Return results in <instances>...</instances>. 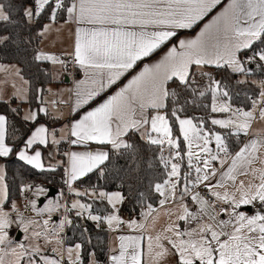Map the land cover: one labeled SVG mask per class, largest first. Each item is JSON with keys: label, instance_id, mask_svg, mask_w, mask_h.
Instances as JSON below:
<instances>
[{"label": "snow or ice", "instance_id": "snow-or-ice-1", "mask_svg": "<svg viewBox=\"0 0 264 264\" xmlns=\"http://www.w3.org/2000/svg\"><path fill=\"white\" fill-rule=\"evenodd\" d=\"M14 8L19 19L13 18ZM44 17L48 23L36 33L40 38L75 26L71 50L59 55L37 50L33 60L64 69L71 64L84 78L74 80L66 100L56 99L51 88H36L31 98L28 90L18 89L29 109L10 112L33 130L23 139L8 113H0V158L15 156L40 172H55L63 161L46 166L42 148L54 149L48 156L55 159L62 142L75 146L78 150L63 152L68 191L106 202L111 210L93 214V205L79 199L70 206L49 200L38 208L27 193L46 195V189L22 183L18 191L25 208L40 219L25 217L11 199L12 185L0 165V264H264V80L252 81L258 92L246 97L245 110L229 103L230 85L214 75L235 76L239 86L249 83V64L264 71V0H8L0 2V46L17 43V26L31 31ZM188 30L191 35H181ZM24 43L31 44V37ZM15 75L29 84L19 69ZM113 86L116 90L105 96ZM209 94L210 104L203 103ZM0 103H10L2 90ZM61 105L74 118L59 129L58 138L39 117L63 120ZM196 109L205 115H188ZM146 151L158 176L137 193L146 208L139 222L121 217L120 206L128 200L123 191L73 187L96 170L103 175L102 166L113 154L135 163ZM150 200L162 208L171 205L159 230V213ZM61 208L75 210L100 231L117 233L105 261L87 247L88 236L65 248L61 233L73 220L64 215L51 223ZM14 224L28 243H14L9 234ZM88 232L81 229L82 236ZM53 244L54 255L46 254Z\"/></svg>", "mask_w": 264, "mask_h": 264}, {"label": "trees", "instance_id": "trees-1", "mask_svg": "<svg viewBox=\"0 0 264 264\" xmlns=\"http://www.w3.org/2000/svg\"><path fill=\"white\" fill-rule=\"evenodd\" d=\"M0 2L7 3L8 0H0ZM12 15L13 18L19 19L18 8L12 10ZM47 21V17H44L39 23L31 26V31H29L28 28L17 26L15 32H19L20 34V39L17 43L10 44L7 47L0 46V64L10 63L19 66L20 74L24 79L29 81L28 92L30 98L34 95L36 88H45L51 83L49 64L47 62H36L33 60V54L38 50L41 39L36 33L40 30V26ZM29 36L32 39V43H24V40ZM248 67L250 68L249 77H264V71L257 68L255 63L249 64ZM214 75L216 79H222L224 83L230 85L233 96L230 102L237 107H245L246 97L252 95L253 92H258L257 87L252 82L237 86L235 84L237 77L235 76L229 79L228 74L223 71L214 73ZM114 87L115 86H113V88ZM112 89H109L108 93ZM203 103L210 104V94ZM32 104H35L34 100ZM10 108H20V103H17L15 100L7 104L0 103V113L7 112L9 119L14 122L20 132L23 133V139H26L32 126L30 124H24L20 116L13 115L10 112ZM188 115L203 116L205 115V111L202 109H196L195 111L190 110ZM39 119L42 120L40 117ZM19 146L21 147L22 144ZM94 146L96 147V145H92L91 147ZM2 161L6 168L8 182L12 185L11 199L13 201L19 199L20 193L18 191V186L22 183H28L33 186L43 185L47 188L52 187L57 191L65 192L64 169L62 167H57L55 172H40L19 161L15 156L10 155L8 158L2 159ZM150 162H155L151 151H146L144 153V158L135 163L128 156L119 157L113 154L110 162H106V166H102L104 167L103 175L100 174V170H96L90 173L89 176L77 181L75 184L80 187L89 189L95 188L96 190L109 192L117 190L123 191L124 194L128 196V200L124 205L120 206V214L128 217H138L144 207L140 204L137 193L138 191H146L149 183L158 176L156 168H150L148 166ZM133 169L135 170L133 171ZM149 202L153 201L150 200ZM89 203L93 205V213L95 214L107 215L111 210L106 202L93 200L89 201ZM157 203L158 202H153V207L156 206ZM67 216L73 220V226L65 227V244L69 246L74 245L84 240L85 236H88L92 244L87 245V247L93 248L101 260H106L108 233L105 230L100 231L96 229L94 224L89 221L81 220L73 211L68 212ZM84 227H87L89 232L82 236L81 229Z\"/></svg>", "mask_w": 264, "mask_h": 264}, {"label": "crops", "instance_id": "crops-1", "mask_svg": "<svg viewBox=\"0 0 264 264\" xmlns=\"http://www.w3.org/2000/svg\"><path fill=\"white\" fill-rule=\"evenodd\" d=\"M225 2H226V0H225ZM216 11H219V7L216 10H214V12L211 13L210 16L206 18V20L210 19L212 15H215ZM46 23H48V21ZM61 23H63V21H61ZM74 27H75L74 25H65L64 26V31L59 36H55L54 35V36L49 37L47 39L41 38L40 42H39L38 50H43V51H46V52H54V53H56L58 55L66 52V51H70L71 50V43H72V36H71L70 29H72ZM196 30L198 31V28ZM190 31L191 30L182 32L181 35L182 36L191 35L192 32H190ZM62 58L70 59L69 57H66V56H62ZM156 58L157 57L154 56L151 59H156ZM145 62H149V61H145ZM47 63L49 64V67H50L51 83L48 84L44 89L51 88L53 92L58 93L56 99H65V100L68 99V93H67L66 90L73 87L75 79H83L84 78L83 77V73L78 72L77 70H75L71 66V64H69L67 69H64L60 65H52L50 62H47ZM142 66H143V64L141 63L134 71H139V68L142 67ZM52 67H55V69L52 70ZM16 69L20 70L19 66L16 65V64H10V63L0 64V90H2L3 98L5 100H8L10 102L15 100L17 103H20V110L23 113V112L28 111L29 105L25 101H22V100H20L18 98L17 90L18 89H20V90H28V84L27 85L23 84V82L19 79V77H17L15 75V70ZM55 73H56V76H54ZM58 73H60V76L57 75ZM130 75L131 74H129V76ZM66 78L68 79L67 82L65 81ZM123 82H126V81H122L121 83H123ZM13 85H15V87H13ZM116 87L117 86H115L109 93L105 94V96L106 95H110L112 92H114L116 90ZM27 94L29 96V92L28 91H27ZM46 98H48L47 94H46ZM98 99H100V98H98ZM91 106H94V104L90 105V106H86V107H91ZM61 108H62V110L65 113V117H64L63 120H61L59 122H54L51 117H45V116H43V114H40V118L42 119V120H40V122L45 123L46 126H49L50 128L56 129L58 138H59V135H60L59 129L61 127H63V125L65 123H67V121L69 119H73L74 118V117L68 116L69 109H68L67 106L61 105ZM31 130H33V129H31ZM100 147H102V146L96 145V147L94 146L92 148L96 149V148H100ZM49 150L55 151L54 149H43L42 148L43 161H44L45 165L46 166L49 165V164L57 165V163L59 161H63V163L59 164V166H57V167H62L64 169L67 166V157L63 156V152L70 151V150H78V149H76L75 146H70V145L62 142V144H61V146L59 148V151L57 152V154L55 156V159H50L49 158V156H48ZM2 159H4V158H0V165L4 166V162L2 161ZM28 166H30V165H28ZM63 173H64V171H63ZM64 179H65V177H64ZM73 186L80 188V190L81 189H88L89 191L92 190V189H89V188L80 187V186H78L76 184H74ZM47 190H48V188H47ZM57 194H58V191H57L56 195ZM63 194H64L65 198L69 199L68 197L70 196V194H69V191H68V188H67L66 184H65V193H63ZM22 197L23 196L20 195L19 199L21 200ZM83 197H86V196H82L81 198L84 199L85 201H87L88 203H89V200L90 201L95 200L91 196H90V198H87V197L83 198ZM48 198H52V197H48ZM189 206L190 207H194L191 204ZM168 207H171V205H166L165 207L162 208L157 203V205L154 206V208H156L157 212L159 213V219H158V222L156 224V229L157 230H159L162 226H164L169 220L168 216H166L164 214ZM143 211H146V208H144L141 211V213ZM141 213H140V215L138 217H128V219H136L139 222L141 220ZM66 215H67V213H66ZM63 216H64V214H63ZM121 216H124V215H121ZM123 218H125V217H123ZM55 220L57 221V218H55ZM84 221H86V220H84ZM105 231L108 233V241H107V254H108L109 247L110 246H112V247L115 246V236L117 235V233H109L107 230H105ZM64 234H65V230L62 233L63 239H64ZM125 234H128V233L125 232ZM20 239H21V235L19 234V239H15V240L19 241ZM71 246L73 247L74 245H71Z\"/></svg>", "mask_w": 264, "mask_h": 264}, {"label": "rangeland", "instance_id": "rangeland-1", "mask_svg": "<svg viewBox=\"0 0 264 264\" xmlns=\"http://www.w3.org/2000/svg\"><path fill=\"white\" fill-rule=\"evenodd\" d=\"M54 69H55V67H52V70H54ZM57 75L60 76V73H58ZM54 76H56V73H55ZM241 78H242V77H241ZM248 81H249V82L252 81L251 77H248ZM229 103H231V102L229 101ZM232 106H233V107H237V106H235V105H233V104H232ZM245 110H246V108H245ZM212 116H215L216 118H225V114H212ZM256 127H261V125L258 124V125H256ZM212 146L214 147V145H212ZM38 186L43 187L44 189H46V195H39V196H36V195H33L31 192L27 193L28 198L36 200V202H37V207H38V208H43V207L48 203L49 200L59 201L60 203H67L69 206H70V204H71L73 201H75V200H77V199H79L81 203H88L87 201H85V200L82 199L81 197H76V196L74 195V193H70V192H69L70 196L68 197L69 199L65 198L64 195L61 196V193H63L62 191H58V194H57L55 197L48 198V197H47V194H48V190H47V188H46L45 186H43V185H38ZM73 187L76 188L78 191H81V192H84L85 190H88V189H81V190H80V188H78V187H75V186H73ZM64 193H65V192H64ZM86 197H87V198H90V196H86ZM86 197H83V198H86ZM24 200H25V198L22 197L21 200L18 199V200L15 201V202L17 203L18 207H20L21 204H22V202H23ZM41 200H43L42 203H40ZM89 201H90V200H89ZM5 210H6V211H11V208L9 207V208H6ZM72 211L75 213V210H72ZM62 213H63V214L65 213L64 208H61V209H59L57 212L53 213V214H52V220H51V223L58 224V223L60 222V220H62V219L64 218V216H63ZM93 214H95V213H93ZM249 214H252L251 211H250ZM121 215H122V214H121ZM24 216H25V217H35V213L32 212V211L29 209V211H28L26 214H24ZM121 217H122V218L125 217V218H123V219L128 220V216H125V215H124V216H121ZM126 217H127V218H126ZM35 218L40 219L39 217H35ZM43 218H45V219L48 218V214L45 213V215H44ZM55 218H57V221L55 220ZM223 218H226V217H223ZM9 234H10V236L13 238L14 243H19V242L28 243V241H25V240H24V235H25V234H24L22 231H20V229H19L15 224H14V225L12 226V228L9 230ZM18 234L21 235V239H20L19 241H16L15 239H16V237H17ZM61 236H62V233H61ZM40 243L43 244V240H41ZM52 246H55V245L53 244V245H48V246H47L48 249H49V251H47L46 254H48V255H54V254H52V253L50 252V248H51ZM64 246H65V248H67V247H72V246H69V245H67V244H65V243H64Z\"/></svg>", "mask_w": 264, "mask_h": 264}, {"label": "built area", "instance_id": "built-area-1", "mask_svg": "<svg viewBox=\"0 0 264 264\" xmlns=\"http://www.w3.org/2000/svg\"><path fill=\"white\" fill-rule=\"evenodd\" d=\"M251 79H252V81H259V80H264V77H261V78H251ZM254 85L257 87L256 84H254ZM257 89H258V87H257ZM249 104H250V102H249ZM246 110H248V108H246ZM63 177H65L64 176V173H63ZM26 203H27V201L24 200L22 202L21 206L19 207L20 212H22L23 214H26L29 211V209H30L29 208V209L26 210V208H25ZM64 215H66V213H64ZM101 261H105V260H101Z\"/></svg>", "mask_w": 264, "mask_h": 264}, {"label": "water", "instance_id": "water-1", "mask_svg": "<svg viewBox=\"0 0 264 264\" xmlns=\"http://www.w3.org/2000/svg\"><path fill=\"white\" fill-rule=\"evenodd\" d=\"M67 78L65 79V81L67 82ZM56 193H57V191L54 189V188H52V187H49L48 188V194H47V197H54L55 195H56ZM43 202V200H41L40 201V203H42ZM16 239H19V234H18V236L16 237Z\"/></svg>", "mask_w": 264, "mask_h": 264}]
</instances>
